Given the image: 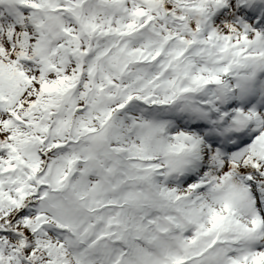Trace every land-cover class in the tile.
Masks as SVG:
<instances>
[{
  "label": "snow or ice",
  "instance_id": "1",
  "mask_svg": "<svg viewBox=\"0 0 264 264\" xmlns=\"http://www.w3.org/2000/svg\"><path fill=\"white\" fill-rule=\"evenodd\" d=\"M0 264H264V0H0Z\"/></svg>",
  "mask_w": 264,
  "mask_h": 264
},
{
  "label": "clouds",
  "instance_id": "2",
  "mask_svg": "<svg viewBox=\"0 0 264 264\" xmlns=\"http://www.w3.org/2000/svg\"><path fill=\"white\" fill-rule=\"evenodd\" d=\"M167 119H171V120H174V121H179V123H184L185 122V119H186V116H184L183 114H171V115H168L167 117H165Z\"/></svg>",
  "mask_w": 264,
  "mask_h": 264
}]
</instances>
